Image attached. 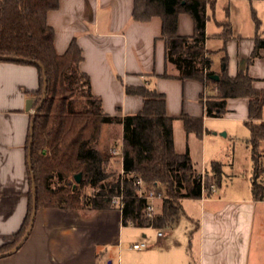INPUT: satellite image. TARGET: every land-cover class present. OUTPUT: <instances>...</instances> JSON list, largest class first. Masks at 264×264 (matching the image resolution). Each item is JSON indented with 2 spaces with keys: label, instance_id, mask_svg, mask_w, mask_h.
Here are the masks:
<instances>
[{
  "label": "crops",
  "instance_id": "0c3cea01",
  "mask_svg": "<svg viewBox=\"0 0 264 264\" xmlns=\"http://www.w3.org/2000/svg\"><path fill=\"white\" fill-rule=\"evenodd\" d=\"M249 1L218 0L214 8L208 7L206 48L212 53L213 70L224 68L225 45L229 75L248 69L255 78L254 86L264 89V49L248 67L258 31ZM59 3V9L47 17L55 30L56 52L64 54L72 40H77L84 55L80 68L90 76L92 92L101 98L105 113L124 117L142 109L143 98L127 95L126 85L155 88L166 95L169 115L179 117L185 113L203 118L202 137L187 132L181 119L174 121L176 150L181 154L189 152L197 172L208 171L212 178L211 163L221 162L223 176L210 196L183 200L187 216L162 230L125 226L118 208L85 212L39 208L27 240L17 252L0 258V264H264V180L259 179L263 198L255 199L248 144L244 184L237 185L235 176L224 172V167L232 164L238 135L246 143L250 137L248 127L237 131L236 125L234 130L229 125L235 121L245 124L249 100L229 98L226 114L206 116L204 84L164 77L165 73L175 75L176 70L166 62L162 19L155 16L149 21H135L134 0ZM240 6L244 8L243 16ZM224 22L232 28V36L225 44L220 38L223 27L219 26ZM194 28L191 15L179 16L180 36H192ZM38 87L36 67L0 62V246L12 239L28 212L26 145L32 110L28 111L26 104L33 99L35 105ZM211 118L221 122L215 123ZM209 129L225 130L222 135H231V143L211 137ZM102 146L100 138L99 151L105 157ZM225 176L228 181L222 186ZM158 206L161 211L162 201ZM137 243H145L146 247L132 249Z\"/></svg>",
  "mask_w": 264,
  "mask_h": 264
},
{
  "label": "trees",
  "instance_id": "16d2710c",
  "mask_svg": "<svg viewBox=\"0 0 264 264\" xmlns=\"http://www.w3.org/2000/svg\"><path fill=\"white\" fill-rule=\"evenodd\" d=\"M218 0H134L133 19L149 21L155 16L162 19V37L166 44V62L174 67L176 74L165 73L164 77H176L183 81L193 79L214 91L204 102L208 117H222L227 112L229 98L249 100L248 120L250 130L247 140L253 160L252 191L255 199L263 198L260 179V149L264 142V89L254 86L248 69L231 76L227 70L228 56L225 45L222 48L221 71L212 69V53L206 48L208 21L207 9L214 8ZM59 0H0V56H13L26 60H2L37 68L39 87L35 92V105L40 104L44 89L43 70L33 61L40 62L46 72V98L38 111L34 123L32 144V170L29 173V205L21 228L12 239L0 246V253L15 247L24 236L30 222L33 204L31 173L35 176L37 207L75 209L81 212L117 208L113 206L114 196L123 195L122 222L125 226L153 227L158 230L178 224L186 215L185 199H200L203 185L194 167L189 152L179 153L174 142V121L184 122L187 132L202 137L203 118L181 114L179 117L167 113L166 95L147 85H126L127 95L143 98V107L136 114L124 117L105 113L101 98L91 89L90 76L80 65L84 59L83 50L73 39L68 50L60 55L55 49V30L48 24L49 12L59 9ZM181 14H189L194 20V34L180 36L178 22ZM257 23V29L258 22ZM224 44L232 36L229 22L220 23ZM255 47L248 59V67L261 56L264 37L258 31ZM218 75L219 80L212 79ZM85 99L86 107L77 111L74 101ZM104 124L114 128L112 139L123 147L122 170L111 173L107 160L98 150ZM122 128V132L120 130ZM206 171L205 194L213 191L211 184H217L223 176V164L211 163ZM82 173L77 183L75 175ZM145 185L144 196H139L138 180ZM90 187L99 192L87 197L84 189ZM154 190L163 193L161 211L153 218L147 216L149 204L146 196ZM1 196V192H0Z\"/></svg>",
  "mask_w": 264,
  "mask_h": 264
},
{
  "label": "rangeland",
  "instance_id": "374dc122",
  "mask_svg": "<svg viewBox=\"0 0 264 264\" xmlns=\"http://www.w3.org/2000/svg\"><path fill=\"white\" fill-rule=\"evenodd\" d=\"M249 5L253 8V13L257 19L258 24V33L264 37V0H250L249 1ZM239 8V7H238ZM256 8H258L259 11L256 10ZM240 13L241 16H243L244 14V8L242 6H240ZM215 92L214 91H209L207 98L210 95H213ZM85 103V99L83 97H77L74 101V107L77 111L83 110L86 106ZM263 116H264V110H263ZM213 122L215 123H220L221 120H219L218 118H211ZM229 125H232L231 128H233L236 125V130L238 131L239 129L246 131L248 128L247 126L244 124L243 121L239 122V121H235V122H230ZM114 128L111 124H104L103 125V129H102V137H101V141H102V147L103 150L105 151V159L107 160V169L109 172L111 173H119L122 175V158L119 155H115L113 153V150L115 148L120 149V147H122L121 143H116L114 142V140L112 139V134L114 131ZM210 130V129H209ZM224 131H217L215 129H213L212 131H209V134L211 135V137H216L217 139L224 141V142H229L231 143V135L228 136H224L222 135ZM241 135H238V137L240 139L237 140V144H236V151L235 154L233 156V161L231 162L232 164L230 165H226L224 167V172L226 174H229L230 176L233 175L236 178V182L237 185H243V177H245V168H246V164H247V151L249 149V147L247 146L246 141H244V139H242V137H240ZM260 149L263 150L264 149V142L261 144ZM98 150H99V142H98ZM100 152V151H99ZM252 154V152H251ZM252 158V157H251ZM236 159V160H235ZM260 178H262L264 180V157L260 158ZM228 181V177L225 176L223 181H222V186L225 185V182ZM261 181L259 180V183ZM145 189V185L143 184V190ZM85 195L89 198V197H93L94 195H96L99 190L98 189H92L90 187L85 188L84 190ZM163 195V193H162ZM116 197V196H114ZM162 201V199H158L155 202V208H156V212H159V206H158V202ZM113 204V203H112ZM114 206V205H113ZM133 249V247H132Z\"/></svg>",
  "mask_w": 264,
  "mask_h": 264
},
{
  "label": "water",
  "instance_id": "95a60500",
  "mask_svg": "<svg viewBox=\"0 0 264 264\" xmlns=\"http://www.w3.org/2000/svg\"><path fill=\"white\" fill-rule=\"evenodd\" d=\"M0 59L2 60H26V59H22V58H18V57H13V56H0ZM34 63L38 64L42 70H43V81H44V89H43V94H42V99L39 105L34 106V100L33 99H28L27 100V104H26V109L28 111L32 110V118H31V123H30V141H29V146H28V165H29V169L32 170V153H31V149H32V144H33V135H34V123L36 120V116L38 114L39 109L41 108L45 98H46V91H47V77H46V72H45V68L44 66L37 61H33ZM212 79L214 80H219V76L218 75H213ZM225 134V133H224ZM31 180H32V192H33V204H32V214H31V218H30V222H29V226L24 234V236L22 237V239L19 241V243L13 247L11 250L4 252V253H0V258L3 257H7L10 256L12 254H14L15 252H17L21 246L23 245V243L27 240V238L29 237V234L31 233L33 226H34V221H35V217L37 214V197H36V183H35V176L33 173H31ZM75 180L77 183H80L82 181V173H78L75 175Z\"/></svg>",
  "mask_w": 264,
  "mask_h": 264
},
{
  "label": "built area",
  "instance_id": "2783aa9c",
  "mask_svg": "<svg viewBox=\"0 0 264 264\" xmlns=\"http://www.w3.org/2000/svg\"><path fill=\"white\" fill-rule=\"evenodd\" d=\"M208 92L209 90H207L205 88L204 90V93H203V101L205 102L207 100V95H208ZM113 153L115 155H119L121 156L122 158V154H123V147H120V149L118 148H115L113 150ZM122 173H124V171L122 170ZM198 174L200 175L201 177V180H202V185H203V195L205 194L206 192V188H205V181H206V171L205 170H202L200 172H198ZM138 185H139V196L140 197H143L144 196V193H143V181L141 179L138 180ZM211 189L213 192L216 191V186L215 184H211ZM146 198L148 199L149 201V204L147 206V209H146V212H147V216L150 217V218H153L155 215H156V208H155V202L156 200L158 199H162L163 198V195L161 192L157 193L155 192L154 190H151L148 195L146 196ZM123 195L121 196H116L113 198L112 200V203L115 207H117L118 209L122 210L123 208ZM133 249L135 250H140V249H143L146 247V244L145 243H137V244H134L133 246Z\"/></svg>",
  "mask_w": 264,
  "mask_h": 264
}]
</instances>
